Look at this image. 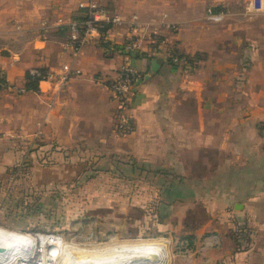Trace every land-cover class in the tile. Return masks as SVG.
<instances>
[{
  "label": "crops",
  "instance_id": "obj_1",
  "mask_svg": "<svg viewBox=\"0 0 264 264\" xmlns=\"http://www.w3.org/2000/svg\"><path fill=\"white\" fill-rule=\"evenodd\" d=\"M78 1L0 0V68L7 84L0 89V129L12 133L13 123L23 115L34 118L37 132L50 138L56 134L71 142L84 137L87 111L114 107L101 78L128 62L141 73L130 101L135 128L119 138L129 143L133 161L167 170V188L201 199L213 217L194 229L195 238L217 217L209 226L219 235L213 240L218 244L187 254L189 264H217L231 244L238 245L226 235L228 229L264 222V43L247 63L250 22L236 23L233 12L220 11L224 21L216 29L221 46L194 55L200 47L187 45V31L171 29L169 18L178 16L170 12L173 2L108 0V8L123 22L107 26V42L91 41L75 50L66 23L81 16ZM133 14L142 23L137 30L129 23ZM135 39L137 47L132 46ZM240 40L244 43H237ZM170 48L191 56V64L171 63ZM152 58L159 61L156 71L151 69ZM34 66L56 77L71 72L56 100L51 98L55 89L50 80L39 82L38 90L16 91ZM180 232L188 233L183 227ZM247 237L244 247L231 252L241 258L237 264H254L253 253H264V246L255 244L262 235Z\"/></svg>",
  "mask_w": 264,
  "mask_h": 264
},
{
  "label": "rangeland",
  "instance_id": "obj_2",
  "mask_svg": "<svg viewBox=\"0 0 264 264\" xmlns=\"http://www.w3.org/2000/svg\"><path fill=\"white\" fill-rule=\"evenodd\" d=\"M157 1L174 3L170 12L178 16L169 18L174 23L171 29L187 31V45L200 47L194 55L214 52L221 46L216 25L224 18L210 15L220 11L233 12L236 23L245 19L250 22L247 63L264 43V0L261 7L259 0L254 6H250L251 0ZM21 116L13 123L12 133L0 129V228L26 238L17 256L19 262L34 264L39 238L49 233L61 237L55 239L59 245L58 260L63 252L73 249L82 250V254L100 247L111 249L118 242L160 240L168 245L169 264H189L188 252L197 250V255L218 244L213 240H218L219 235H214L215 230L209 226L217 217L198 238L194 237V229L213 217L200 198L182 195L175 191L178 188H167L165 185L171 181L167 170L155 163L132 160L129 143L119 138L126 135L115 133L114 107L107 112L102 108L88 110L87 124L83 126L86 130L81 131L86 137L71 142L56 134L53 138L45 136L40 129L37 132L34 118L31 121ZM187 203L191 206L188 210ZM262 206L264 217V202ZM258 224L253 227L240 223L238 229L230 228L233 231L228 229L226 235L235 240L238 232L237 247L242 248L248 234H260L262 237L255 244L264 246V222ZM181 227L187 229L185 235L191 238L180 232ZM237 247L231 244L229 253L219 256L217 264L239 263L241 258L231 254ZM253 254L254 264H264V253Z\"/></svg>",
  "mask_w": 264,
  "mask_h": 264
},
{
  "label": "built area",
  "instance_id": "obj_3",
  "mask_svg": "<svg viewBox=\"0 0 264 264\" xmlns=\"http://www.w3.org/2000/svg\"><path fill=\"white\" fill-rule=\"evenodd\" d=\"M107 1L108 0L78 1V6L81 10V16L66 23L69 31L71 32L70 40L75 50H78L81 46L91 41H102L104 43L107 42V37L105 36L107 28H105V26L117 25L123 22L124 19L119 14L111 11L108 8L106 4ZM254 2L255 0H251L250 6H254ZM261 4L262 0H259L258 7H261ZM208 11H211L210 8L208 9ZM210 15L216 18L221 17L220 14L211 13ZM59 23L62 24L63 21L60 19ZM129 23L133 30H137L142 25L137 14L132 15ZM152 33L154 32H150V35H152ZM132 46L137 47L136 39L132 41ZM168 57L171 63L183 64L185 66H189L192 60L191 56L183 54L175 48H170L168 50ZM27 71L31 74L32 77L38 78V84L43 80H50L54 82L52 88H54L55 91L53 92V96L51 97L53 99H55L57 93H59L65 87V84L69 76L71 75V72L67 71L61 74L59 77H56L55 73H53L52 71L46 68L41 69V67L35 66L29 67ZM74 72H78V70H75ZM140 77V71L126 62L122 64L112 75L101 78V82L108 89L110 96L114 101L116 117L115 133L119 135H127L131 133L135 128L133 115L130 111V101L131 95L134 91V85ZM6 85L5 70L3 68H0V89L5 87ZM26 90L27 89L25 88V86L16 88V91L18 93L25 92ZM55 236L57 235L49 233L50 240L54 241ZM50 245L51 244L47 242L44 246L39 245L38 247H36L37 253L33 261L34 264H38L39 261H41L39 259L40 252H51Z\"/></svg>",
  "mask_w": 264,
  "mask_h": 264
},
{
  "label": "bare ground",
  "instance_id": "obj_4",
  "mask_svg": "<svg viewBox=\"0 0 264 264\" xmlns=\"http://www.w3.org/2000/svg\"><path fill=\"white\" fill-rule=\"evenodd\" d=\"M56 238H60L55 236ZM39 245H50V253L40 252L38 264H169L168 245L160 240H137L114 243L111 249L100 247L96 250L67 251L59 260V245L49 239V234L40 236ZM26 238L18 233L0 228V264H23L17 256L23 250ZM38 245V246H39ZM49 250V248H48ZM111 250V251H110ZM73 251V252H72ZM37 252V250H36ZM86 256H89L88 258Z\"/></svg>",
  "mask_w": 264,
  "mask_h": 264
},
{
  "label": "trees",
  "instance_id": "obj_5",
  "mask_svg": "<svg viewBox=\"0 0 264 264\" xmlns=\"http://www.w3.org/2000/svg\"><path fill=\"white\" fill-rule=\"evenodd\" d=\"M213 9H215V7H213ZM105 28H107V26H105ZM41 69H44V67H41ZM24 86L27 90H38L39 89L38 78L32 77L31 74L27 70L25 72V84H24ZM186 238L188 239L191 237L187 235ZM235 238L237 240L236 243L239 244L240 241H238V236H235ZM237 246L238 245H236V247Z\"/></svg>",
  "mask_w": 264,
  "mask_h": 264
},
{
  "label": "water",
  "instance_id": "obj_6",
  "mask_svg": "<svg viewBox=\"0 0 264 264\" xmlns=\"http://www.w3.org/2000/svg\"><path fill=\"white\" fill-rule=\"evenodd\" d=\"M151 69L153 71H156L159 67V61L156 58H152L151 59ZM236 207H240L239 205H236ZM0 252H5V248L3 246L0 245Z\"/></svg>",
  "mask_w": 264,
  "mask_h": 264
}]
</instances>
